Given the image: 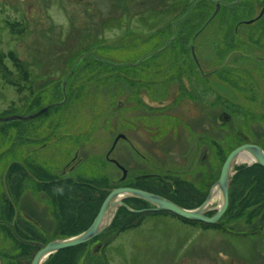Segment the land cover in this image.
Returning <instances> with one entry per match:
<instances>
[{
	"label": "rangeland",
	"instance_id": "rangeland-1",
	"mask_svg": "<svg viewBox=\"0 0 264 264\" xmlns=\"http://www.w3.org/2000/svg\"><path fill=\"white\" fill-rule=\"evenodd\" d=\"M243 1L0 3V118L28 117L46 108L31 119L0 123L2 264H30L38 250L14 237L30 245L47 243L59 233V228L49 229L52 221L65 225L66 215L74 213L78 227L85 228L92 217L88 214L95 213L106 196L101 189L110 188V181L120 175L105 159L119 133L133 148L119 140L109 158L132 176L150 172L170 179L176 170H185L198 136L210 152L203 170L206 179L219 173L241 139L264 148V83L247 84L254 91L248 93L245 83H236L229 70L222 77L216 74L229 59L231 7L236 2L238 11L244 12ZM252 1L257 14L261 2ZM218 5L221 12L214 18ZM205 23L202 34H197ZM258 54L262 52L254 51L252 58ZM219 104L222 114L231 118L218 119ZM201 152L199 147L196 155ZM74 162L76 169L70 173L68 166ZM244 165L239 162L238 167ZM246 172L258 177L253 178L244 203H260L264 211V170L252 166ZM41 178L58 184L43 187ZM175 179L181 189L186 185V177ZM162 183L165 192L169 187ZM55 196L61 205V211L54 212L58 217L43 209ZM217 203L215 198L212 205ZM132 206L137 207V201ZM25 213L39 225H48L46 231L39 233L32 226L37 223L24 220ZM127 214L119 217L137 219V213ZM225 219L217 225L205 224L207 229L199 233L188 232L172 218L156 219L121 233L102 262L199 264L203 258L210 264H226L223 256L230 259L232 244L237 243L236 250L245 256L251 249L246 242L264 238V226L244 233L245 225L232 227ZM82 245L74 249L79 255L64 249L42 264H99V254L88 257Z\"/></svg>",
	"mask_w": 264,
	"mask_h": 264
},
{
	"label": "flooded vegetation",
	"instance_id": "flooded-vegetation-1",
	"mask_svg": "<svg viewBox=\"0 0 264 264\" xmlns=\"http://www.w3.org/2000/svg\"><path fill=\"white\" fill-rule=\"evenodd\" d=\"M8 0H0V3L4 5ZM16 1H22V0H16ZM240 1V0H239ZM3 2V3H2ZM261 2V9L256 14L255 7L256 4L252 0H245L243 1V4L245 5L244 12L238 11V4L236 8V2L234 6L231 7V13H230V22L229 26L232 28V33L230 35V41L228 42V50H229V56L227 60L224 61V63L217 68V77H222V74L229 70L232 73V76L237 81L241 83H245L243 86V89L250 93H254L252 91V86L247 85L251 83H264V0H260ZM221 10L219 5L216 6V10L214 11V18H217L219 16ZM239 13L240 18H239ZM245 14V15H244ZM204 11L201 13L199 12V18H203ZM245 16V18L241 17ZM212 17V18H213ZM174 18V17H173ZM211 18V19H212ZM244 19V20H242ZM25 23L26 21L23 20ZM208 23H205L203 25L202 29L197 30V34H202L201 32L206 28ZM245 26L247 30H244V32H241V27ZM173 40V38H171ZM173 43V42H170ZM189 49L192 52L193 56V46L191 44L189 45ZM260 50L262 54H258L255 57L252 58V54L254 51ZM253 60L256 61V64L253 63ZM225 70V71H224ZM67 78V77H66ZM241 89V86H237ZM257 91V90H256ZM219 97V95H217ZM219 111L218 119L221 118H227L229 119L230 115L226 112L220 111V104L217 107ZM231 118V117H230ZM243 138V137H242ZM243 142L238 145L241 146L243 144H254L252 143L248 138L241 139ZM258 145V144H255ZM195 149L193 150L192 154V161L190 164L185 168V170H176L175 174H172V177L170 179H162L161 175L157 173H142L137 174L135 176H132L129 174V172L126 169V173L123 175L122 171L117 168L119 171L117 177L113 178L110 181V188L107 189H101L102 191H107L105 194L106 196L114 189L119 188H130V189H137L140 191H144L150 194H154L157 196H160L162 198H165L169 200L170 202L174 203L175 205L185 209V210H195L201 207L203 202L205 201L207 194L211 188V186L217 181L220 175L221 167L219 169V173L217 175H214L213 178H205L203 170H205V162L208 159L207 156H209L210 152L208 149L205 148V144L200 136L197 137V139L194 142ZM237 146V147H238ZM263 151L264 148L261 145H258ZM202 148V152L199 155L197 154L198 148ZM236 148V147H235ZM139 158H143L141 155H137ZM215 159L219 156L212 155ZM225 160V159H224ZM242 160V159H241ZM116 161V160H115ZM118 162V161H117ZM224 162V161H223ZM239 162L242 164H245L242 167L239 166ZM119 163V162H118ZM216 163V162H214ZM194 164L196 165L194 167ZM120 166H122L124 169L125 167L119 163ZM193 165V166H192ZM76 162L68 166V172L72 173L76 169ZM252 166H257L264 170V168L256 163H252L249 160L245 159L240 161L238 159L232 167L231 170V176L228 186V203L227 207L224 211V213L221 215V217L213 222L208 223L204 221L203 219H185L182 218L170 211L166 210H155L154 206L150 204L149 202L139 199V198H133V197H123L122 202L123 204L117 205L116 208L111 212L110 219L107 224V226L101 231L98 235L90 239L89 241L82 243L83 246L86 248V255L90 257L91 255L99 254L97 262L99 264H103L104 262L102 259L103 255H106V253L109 255L110 248H112V245L116 243L117 237L127 230L135 229L142 227L148 223H155L156 219L159 221H165L164 218H172L175 219L176 222L182 224L186 227V230L188 232L195 231H204L207 229L205 224H213L217 225L219 224L220 220L222 218H226L225 221L230 223L232 227L235 225L242 226L245 225L246 230H244V233H252L259 228H262L264 226V211L258 207L260 203H244L247 193L249 189L252 187V180L253 178H257L258 175L250 174L251 176H248L247 169ZM192 171L194 172L192 177H187L188 173ZM66 172V169L62 171V174ZM170 173V171H169ZM168 173V175H170ZM187 173V174H186ZM167 174V173H166ZM245 174V175H244ZM182 175V177H186L187 179H184L183 181H186V185L181 189L179 186V181L175 179V176ZM194 177V178H193ZM41 182H43V187L46 184H58L56 180H49L48 182H45V178H41ZM161 181H164L163 183ZM137 182V185H136ZM45 183V184H44ZM161 183L167 187V191L163 192L161 191L162 188L159 186ZM197 184V186L193 189V185ZM190 189V190H189ZM104 197V199L106 198ZM56 197L53 199L52 202H49L50 205L45 204L43 209L49 211V214L53 217H58L55 211H61V205L60 203H57ZM59 198V197H58ZM217 198L218 203L212 205V201ZM8 201V204H10V201ZM104 200H101V203ZM137 201V207L132 206V202ZM101 203L96 208L95 213H89L87 218L89 219L88 224L85 226V228H79V219H73L76 215L74 213V216L66 215L67 219L65 222V225L59 224L52 221V227L50 226L49 229H52L54 227L59 228V233L55 236H52L51 240L48 242H51L53 240H62V239H68L75 237L85 230H87L91 224L93 223L96 215L99 212V207L101 206ZM219 205V198L217 195H215L208 203L207 209H203L201 211V215L206 218H211L216 212ZM264 207V206H263ZM51 209V211H50ZM78 209H84V206ZM75 210V209H74ZM128 213L127 215L131 213H137V219H129V220H122L119 216L124 212ZM24 220L27 222H35L37 224L32 223V226L39 232L43 233L46 231V227L48 228V225L42 223L39 225L38 221L32 220L26 213L23 214ZM154 220V221H153ZM158 221V222H159ZM114 226L115 231H111V233L108 232L110 228ZM41 231V232H40ZM113 232V233H112ZM241 232V231H239ZM189 235V233H188ZM19 238V234L17 235ZM244 237L248 238V234H245ZM253 237V236H252ZM17 242L21 244H25L28 246L36 247L39 250V245H45L47 243H37L33 242L34 245L26 244L18 238L14 237ZM237 240V239H236ZM264 238L262 237L258 241L246 242V246H250L251 249H248L246 252V255H242L241 252L236 250L235 247H237V243L234 245H231V252L230 259L223 256V259L226 261V264H264ZM248 244V245H247ZM89 245V246H88ZM78 245H75L73 247H70V250H73V254L79 255L81 252L74 250ZM69 249V248H66ZM37 250V251H38ZM64 250V249H62ZM60 251V250H59ZM59 251L54 252L51 255H56ZM48 256V257H49ZM47 257V258H48ZM1 262V261H0ZM199 264H210V260L206 259L199 261ZM2 264V263H1Z\"/></svg>",
	"mask_w": 264,
	"mask_h": 264
},
{
	"label": "water",
	"instance_id": "water-1",
	"mask_svg": "<svg viewBox=\"0 0 264 264\" xmlns=\"http://www.w3.org/2000/svg\"><path fill=\"white\" fill-rule=\"evenodd\" d=\"M45 110L46 108H44L43 110H39L37 113L28 117H21V116L3 117L0 118V123L12 121V120L31 119L40 115ZM119 140H124L131 148H133L132 144L129 142L127 137L124 134L119 133L115 136L109 151L105 155V159L113 163L117 168H119L124 175L126 173V169L120 166L119 163L114 159L109 158L110 153L113 151ZM240 158H245L250 162L256 163L264 168V151L258 145L247 143L234 148L224 160L221 167L219 178L211 186L205 201L203 202L200 208L195 210H185L165 198L144 191H140L137 189L119 188L112 190L102 202L98 214L96 215L93 223L87 230L72 238L53 240L45 245L40 244L39 250L35 253L30 264H42L43 261L50 254L62 249L70 248L75 245L85 243L90 239H92L93 237H95L96 235H98L107 226L111 212L116 208L117 205L123 204L122 198L126 196L145 200L150 204H152L155 210L157 211L159 210L170 211L185 219H192V220L203 219L208 223H213L217 221L224 213L227 207L228 186H229L230 176L232 174L231 170L233 164ZM215 195H217L219 198V205L217 208V212L211 218L203 217L201 215V211L204 208L207 209L209 201Z\"/></svg>",
	"mask_w": 264,
	"mask_h": 264
},
{
	"label": "bare ground",
	"instance_id": "bare-ground-1",
	"mask_svg": "<svg viewBox=\"0 0 264 264\" xmlns=\"http://www.w3.org/2000/svg\"><path fill=\"white\" fill-rule=\"evenodd\" d=\"M241 159L244 160V158H240V161H242Z\"/></svg>",
	"mask_w": 264,
	"mask_h": 264
},
{
	"label": "trees",
	"instance_id": "trees-1",
	"mask_svg": "<svg viewBox=\"0 0 264 264\" xmlns=\"http://www.w3.org/2000/svg\"><path fill=\"white\" fill-rule=\"evenodd\" d=\"M170 42H173V40H170ZM13 121V120H12Z\"/></svg>",
	"mask_w": 264,
	"mask_h": 264
}]
</instances>
